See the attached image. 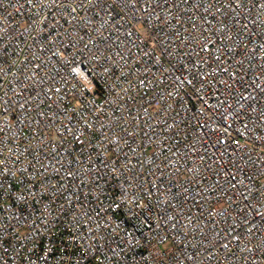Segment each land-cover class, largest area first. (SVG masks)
Wrapping results in <instances>:
<instances>
[{"label": "built area", "instance_id": "built-area-1", "mask_svg": "<svg viewBox=\"0 0 264 264\" xmlns=\"http://www.w3.org/2000/svg\"><path fill=\"white\" fill-rule=\"evenodd\" d=\"M0 264H264V0H0Z\"/></svg>", "mask_w": 264, "mask_h": 264}]
</instances>
